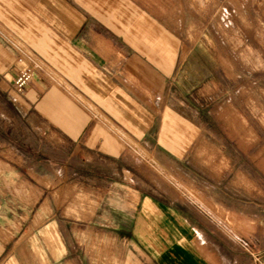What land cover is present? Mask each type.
<instances>
[{"label":"crops","instance_id":"0c3cea01","mask_svg":"<svg viewBox=\"0 0 264 264\" xmlns=\"http://www.w3.org/2000/svg\"><path fill=\"white\" fill-rule=\"evenodd\" d=\"M196 17V0H0V192L28 194L0 200V264H264V187ZM27 53L51 77L19 92Z\"/></svg>","mask_w":264,"mask_h":264},{"label":"rangeland","instance_id":"374dc122","mask_svg":"<svg viewBox=\"0 0 264 264\" xmlns=\"http://www.w3.org/2000/svg\"><path fill=\"white\" fill-rule=\"evenodd\" d=\"M196 4V37L205 34L213 39V48L206 54L213 59L214 95L222 93L223 99L228 98L230 136L244 139V145L238 147L239 153L242 150L245 154L246 179L253 178L264 187V0H196ZM132 147L134 153L146 154L139 146ZM12 181L11 177H1L0 188ZM14 195L21 200L28 196L0 192V200L11 203L19 199ZM219 227L244 251H253V245L230 225ZM26 237L20 240L24 244ZM19 258L20 264H29L30 254L21 251Z\"/></svg>","mask_w":264,"mask_h":264},{"label":"built area","instance_id":"2783aa9c","mask_svg":"<svg viewBox=\"0 0 264 264\" xmlns=\"http://www.w3.org/2000/svg\"><path fill=\"white\" fill-rule=\"evenodd\" d=\"M25 61V67L20 70L14 79V88L19 92L26 89L37 73H41L46 78L51 77L50 68L37 56L27 53Z\"/></svg>","mask_w":264,"mask_h":264}]
</instances>
